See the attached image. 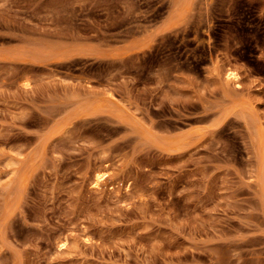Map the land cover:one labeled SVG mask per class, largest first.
I'll use <instances>...</instances> for the list:
<instances>
[{
	"label": "rangeland",
	"instance_id": "obj_1",
	"mask_svg": "<svg viewBox=\"0 0 264 264\" xmlns=\"http://www.w3.org/2000/svg\"><path fill=\"white\" fill-rule=\"evenodd\" d=\"M176 1L0 0V264H264V0Z\"/></svg>",
	"mask_w": 264,
	"mask_h": 264
},
{
	"label": "bare ground",
	"instance_id": "obj_2",
	"mask_svg": "<svg viewBox=\"0 0 264 264\" xmlns=\"http://www.w3.org/2000/svg\"><path fill=\"white\" fill-rule=\"evenodd\" d=\"M178 1V4H177V6L176 5H174V6H176V10H177V13L178 12H184V11H186L187 9H189V6H191V2H193L192 0H177ZM176 1V2H177ZM176 2L174 3V4H176ZM175 14V13H174ZM182 14H184V13H182ZM182 16V15H181ZM180 16V17H181ZM173 18V17H172ZM179 21V20H178ZM177 20H176V22H174V25H176L175 23H177L178 22ZM170 22H171V20H170ZM169 22V23H170ZM172 25V24H171ZM170 24H169V26L167 27V28H169L170 26H171ZM223 80L226 82V83H229V82H234V83H237L238 81H239V76L236 74V73H234V72H232V71H226L225 73H224V75H223ZM24 85L26 86V84L24 83ZM29 85V84H28ZM238 87H239V85H238ZM262 132L260 131L259 132V144L260 145H262L263 144V136H262V134H261ZM264 169V168H263ZM263 169H262V172H264L263 171ZM261 176H263L264 177V175H263V173H262V175ZM105 180V173H100V172H97V173H95L94 174V181H93V184H94V186H97L98 184H99V182L100 181H104ZM263 184V183H262ZM262 186H264V185H262ZM264 196V195H263ZM263 205H264V201H263Z\"/></svg>",
	"mask_w": 264,
	"mask_h": 264
}]
</instances>
